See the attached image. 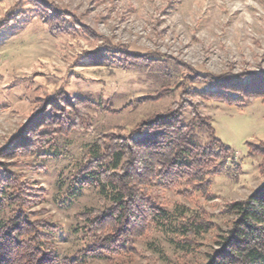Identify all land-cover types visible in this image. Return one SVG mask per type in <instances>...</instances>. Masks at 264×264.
I'll list each match as a JSON object with an SVG mask.
<instances>
[{
  "label": "trees",
  "instance_id": "obj_1",
  "mask_svg": "<svg viewBox=\"0 0 264 264\" xmlns=\"http://www.w3.org/2000/svg\"><path fill=\"white\" fill-rule=\"evenodd\" d=\"M29 2L52 34H75L76 19L70 23V14L54 2ZM22 13L10 12L0 26L15 27L25 17ZM100 46L91 58H106L127 69L144 65L157 82L162 81L159 88L132 100L133 106L181 89L179 99L137 122L128 133L121 131L123 127L100 131L88 143V153L61 172L58 186L64 199L89 188L101 201L76 212L73 231L85 245L62 257L55 242L60 227L41 207L45 188L11 168L12 160L40 154L58 136L91 129V111L101 103L90 95H70L64 88L36 97L28 121L0 150V264H130L139 251L135 242L154 232L166 236L176 253L188 256L199 252L200 238L212 231L217 248L202 264H264V142H247L246 156L256 159L263 180L247 198L228 204L223 212L232 217L227 228L213 221L203 206L171 203L163 194L173 189L192 200L199 194L210 198L217 174L230 163L241 169L246 156L237 157L217 135L213 116L203 109L212 100L244 105L264 99V71L194 73L189 64L158 52L129 53L109 41ZM161 241V237L147 241L149 257L157 259L151 253L157 252L168 264H183L180 258L171 259Z\"/></svg>",
  "mask_w": 264,
  "mask_h": 264
},
{
  "label": "rangeland",
  "instance_id": "obj_2",
  "mask_svg": "<svg viewBox=\"0 0 264 264\" xmlns=\"http://www.w3.org/2000/svg\"><path fill=\"white\" fill-rule=\"evenodd\" d=\"M44 1L54 2L70 14V23L76 19L79 27L75 34H52L29 0H0V25L10 12L21 11L25 15L13 28L0 26V150L28 121L38 96L64 88L70 95H90L101 103L91 111V129L58 136L49 148L40 151L42 155H18L12 160L11 168L45 188L41 207L45 208L44 215L60 227L56 249L65 257L85 245L73 231L76 212L86 206H98L101 201L98 193L89 188H83L71 200L64 199L58 186L61 172L88 153V143L100 131L114 132L123 127L121 131L128 133L143 118L167 110L181 93L180 89L133 106L132 100L159 88L162 81L157 82L144 65L127 69L90 55L109 41L129 53L154 51L183 61L194 73L262 72L264 0ZM175 74L181 75L177 71ZM203 110L213 116L217 135L234 148L237 157L247 155L248 141L264 142V99L244 105L212 100ZM244 158L241 169L230 163L213 178V197L199 194L198 200H192L173 189H165L163 194L171 203L203 206L213 221L227 228L232 217L223 212L228 204L247 198L263 180L256 159ZM154 237H161L171 259L180 258L183 264H202L206 254L217 248L216 231L201 237L199 252L188 256L176 253L166 236L154 232L135 242L139 251L130 264H168L160 253L151 252L157 259L149 257L147 241Z\"/></svg>",
  "mask_w": 264,
  "mask_h": 264
}]
</instances>
